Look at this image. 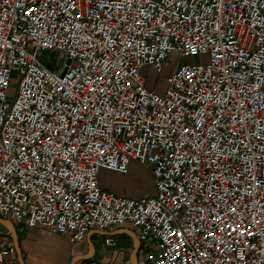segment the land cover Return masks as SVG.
<instances>
[{"label": "built area", "instance_id": "2783aa9c", "mask_svg": "<svg viewBox=\"0 0 264 264\" xmlns=\"http://www.w3.org/2000/svg\"><path fill=\"white\" fill-rule=\"evenodd\" d=\"M133 161L155 194L101 188ZM0 217L73 248L127 227L146 264H264V0H0Z\"/></svg>", "mask_w": 264, "mask_h": 264}, {"label": "crops", "instance_id": "0c3cea01", "mask_svg": "<svg viewBox=\"0 0 264 264\" xmlns=\"http://www.w3.org/2000/svg\"><path fill=\"white\" fill-rule=\"evenodd\" d=\"M133 163L134 161L131 162L130 165ZM129 175L130 170L127 175H123L115 171L101 169L98 176L99 184L102 189L114 192L118 195L140 197L128 196L126 194L125 191L128 186L127 182L129 181ZM13 225L15 227L17 246L13 235L2 225L3 228L0 229V232L9 233L11 241L16 246L14 258L17 259L18 264H68L67 260H69L71 264L74 256L82 254H92L93 256L89 259L103 261L106 264H141L139 262L141 244H139L138 251L135 255V239L130 235V233H134V231L127 227L117 228L108 232L93 230L86 236L85 242L73 248L65 236L52 234L40 228H27L15 224ZM28 230H32L31 232L35 234V239L32 241L29 240L28 234L30 231ZM53 235L59 236L64 246L59 247L53 241L41 239V236H45L46 238L48 236L52 237ZM134 235L138 240L135 233ZM107 237L114 239V246L104 245V239ZM51 240L53 239L51 238ZM90 243L94 246L93 252H91ZM142 264H146L145 259H143Z\"/></svg>", "mask_w": 264, "mask_h": 264}, {"label": "rangeland", "instance_id": "374dc122", "mask_svg": "<svg viewBox=\"0 0 264 264\" xmlns=\"http://www.w3.org/2000/svg\"><path fill=\"white\" fill-rule=\"evenodd\" d=\"M42 61L45 64H48L49 66L52 67H60L65 63V58L57 52H49L46 53L43 57H41ZM209 60L208 55L204 56H199V57H181L176 62H180L183 64H188V65H199L202 63H206ZM174 61V56L170 57V62ZM166 73L163 75H155L152 71L150 70L146 74V79H147V87L149 89H153V87H160L159 92L163 94L166 90ZM11 90L10 93L14 94L17 90V87L19 85V74L17 72H13L12 75V81H11ZM130 170V175H129V181L127 189H126V194L128 196H142V195H153L156 193V189L154 187V180L152 177L151 172L146 168L145 166L141 165L138 162H134L132 165L129 167ZM3 228L0 225V229ZM19 231V229H18ZM30 231L28 236L29 240L32 241L35 239L34 233ZM35 231V230H33ZM39 237V236H36ZM3 238L2 235H0V240ZM51 238L53 240H51ZM41 239H47L48 241H53L57 246L61 247L64 246L63 241H60L59 236L53 235L48 236L45 238V236H41ZM145 257V253L143 251V248L139 251V262L142 264L143 259ZM67 263L70 264V261L67 260Z\"/></svg>", "mask_w": 264, "mask_h": 264}, {"label": "water", "instance_id": "95a60500", "mask_svg": "<svg viewBox=\"0 0 264 264\" xmlns=\"http://www.w3.org/2000/svg\"><path fill=\"white\" fill-rule=\"evenodd\" d=\"M0 225H2L4 228H6L10 234L13 235L14 237V240L16 242V246H17V240H16V233H15V227L13 225V223L10 221V220H7V219H3L0 217ZM130 235L135 239V255L138 251V248H139V241L136 239L134 233H130ZM15 246V247H16ZM90 246H91V252L94 251V246L93 244L90 243ZM93 255L92 254H82V255H76L73 257V260H72V263L71 264H76L77 262L81 261V260H85V259H89L91 258Z\"/></svg>", "mask_w": 264, "mask_h": 264}]
</instances>
